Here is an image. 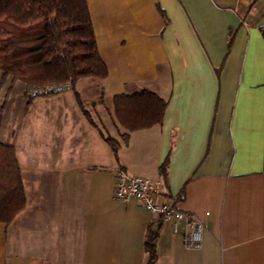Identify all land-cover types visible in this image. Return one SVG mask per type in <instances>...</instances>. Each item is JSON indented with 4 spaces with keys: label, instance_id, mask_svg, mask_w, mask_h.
I'll return each instance as SVG.
<instances>
[{
    "label": "crops",
    "instance_id": "crops-1",
    "mask_svg": "<svg viewBox=\"0 0 264 264\" xmlns=\"http://www.w3.org/2000/svg\"><path fill=\"white\" fill-rule=\"evenodd\" d=\"M87 2L109 76L94 93H66L84 81L23 93L29 126L0 142L15 147L27 207L0 222V264H145L150 229L155 264H264V0ZM142 90L167 101L163 123L116 156L114 97ZM117 168L161 181L159 202L205 222L202 245L116 200Z\"/></svg>",
    "mask_w": 264,
    "mask_h": 264
},
{
    "label": "trees",
    "instance_id": "trees-1",
    "mask_svg": "<svg viewBox=\"0 0 264 264\" xmlns=\"http://www.w3.org/2000/svg\"><path fill=\"white\" fill-rule=\"evenodd\" d=\"M261 32L264 37V27ZM108 76L87 0H0V87L10 78L12 84L26 83L28 90L67 84L74 89L80 79ZM113 102L115 119L124 133L121 140H105L116 156L133 132L162 124L167 109V101L149 90L117 95ZM161 174L167 175V161ZM26 207L15 147L0 142V222L11 224ZM159 233V229L148 232L145 264L157 261Z\"/></svg>",
    "mask_w": 264,
    "mask_h": 264
},
{
    "label": "built area",
    "instance_id": "built-area-1",
    "mask_svg": "<svg viewBox=\"0 0 264 264\" xmlns=\"http://www.w3.org/2000/svg\"><path fill=\"white\" fill-rule=\"evenodd\" d=\"M71 84L49 86L40 90H31V95L47 94L51 91H65ZM162 182L146 177L130 176L122 168L115 172L114 197L118 201L136 200L147 212L152 213L173 225L175 232L184 228V245L187 249H196L202 245L206 224L191 213L184 211L173 202L161 203Z\"/></svg>",
    "mask_w": 264,
    "mask_h": 264
},
{
    "label": "rangeland",
    "instance_id": "rangeland-1",
    "mask_svg": "<svg viewBox=\"0 0 264 264\" xmlns=\"http://www.w3.org/2000/svg\"><path fill=\"white\" fill-rule=\"evenodd\" d=\"M85 79V80H83ZM79 81H84L80 86H76L75 90H70L66 93H85L88 86H91L89 93H94V85H87L89 81H98L99 78H83ZM26 83L16 82L12 84L10 78H8L0 87V136L5 142H14L18 136V133L22 129H27L29 120H25L24 114L28 107V100L23 93H31L32 89ZM95 87V86H94ZM9 93H12L9 95ZM5 108V112H4ZM21 126V127H20ZM118 140H121L120 138ZM18 142V141H17Z\"/></svg>",
    "mask_w": 264,
    "mask_h": 264
}]
</instances>
